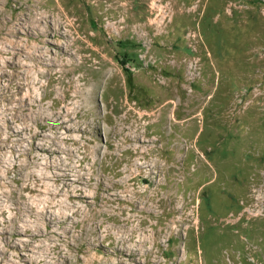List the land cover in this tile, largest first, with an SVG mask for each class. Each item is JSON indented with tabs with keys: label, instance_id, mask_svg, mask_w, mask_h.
Instances as JSON below:
<instances>
[{
	"label": "rangeland",
	"instance_id": "rangeland-1",
	"mask_svg": "<svg viewBox=\"0 0 264 264\" xmlns=\"http://www.w3.org/2000/svg\"><path fill=\"white\" fill-rule=\"evenodd\" d=\"M0 264H264V0H0Z\"/></svg>",
	"mask_w": 264,
	"mask_h": 264
}]
</instances>
